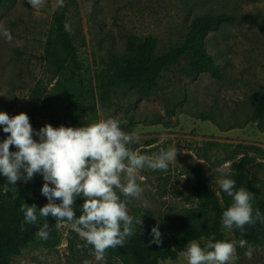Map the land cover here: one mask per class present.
<instances>
[{"label":"rangeland","instance_id":"374dc122","mask_svg":"<svg viewBox=\"0 0 264 264\" xmlns=\"http://www.w3.org/2000/svg\"><path fill=\"white\" fill-rule=\"evenodd\" d=\"M68 1L67 24L87 82L94 79L111 54L126 52L131 37L153 35L158 39L157 51L163 53L184 42L196 15L228 16L204 42L221 70V78L208 72L190 74L196 58L188 53L180 63L162 72L159 88L151 96L138 99L134 91L127 96L120 94L106 106L96 102L81 110L82 126L111 117L124 131H134L139 137L133 142L139 145L134 150L137 154L151 156L161 148L178 149L176 162H171L166 171L145 168L136 174L144 192L140 199L133 198L127 204L130 216L136 207L150 209L153 222L162 226L169 213L199 206L203 196L194 189L197 181L190 165L201 169L220 193L221 168L231 173L233 163L246 151L256 161L264 162V131L258 122L247 121L254 108L253 95L264 90V0ZM57 2L45 0L43 7L33 8L27 0H9L6 5L0 0V27L9 29L12 35L11 41L0 35V111L10 117L26 113L36 131L51 124L41 105L64 74L45 56L54 16L60 8ZM157 117L165 123H156ZM235 124L245 126L229 129ZM33 138L39 139L35 135ZM148 141L154 143L148 145ZM16 150L10 146V151ZM259 176L264 179V169ZM23 183L20 180L12 185L0 174V199L14 195ZM121 199H125L122 194ZM49 217L62 235L61 244L55 248L30 246L14 257L12 264H121L110 255L96 261L95 252L90 245L84 246L86 242L71 223ZM248 245L254 249L252 258L244 255L247 246L240 248L237 244L236 264H264V246ZM160 264L187 262L181 253L177 259Z\"/></svg>","mask_w":264,"mask_h":264},{"label":"trees","instance_id":"16d2710c","mask_svg":"<svg viewBox=\"0 0 264 264\" xmlns=\"http://www.w3.org/2000/svg\"><path fill=\"white\" fill-rule=\"evenodd\" d=\"M8 1L1 0L3 5ZM69 5V1L65 0L64 6L56 12L51 35L45 46V56L64 73L57 79L52 94L47 99L44 98L41 105L46 109L47 118L53 127H81V110L85 105L98 102L101 106H106L120 94L127 96L134 91L137 92L138 99L151 96L159 88L162 72L170 65L180 63L188 53L196 58L190 74L208 72L215 77H222L219 66L206 50L204 42L209 32L217 29L228 16L201 14L192 19L189 32L180 46L159 53L157 37H131L126 43V52L111 54L96 71L94 79L90 78L87 82L82 72L83 63L78 56V46L67 24ZM252 99L254 108L247 121L258 122L260 129L264 131V90H259ZM155 122L165 123L160 117ZM243 126L245 124H235L229 129ZM6 138L3 126H0V142ZM153 143L154 141H148L147 144ZM138 147L136 143L131 145L133 151ZM261 169H264V162L256 161L246 151L239 161L233 163L227 178L236 181L235 190L244 187L254 193L253 211L255 213L259 210L264 214V179L259 176ZM190 173L196 178L194 189L203 196V202L195 208L185 207L181 212L169 213L163 225H158L162 239L160 245L149 243L153 239L151 229L157 226L153 222L154 212L136 207L132 211V217L135 220L141 219L142 225H136L135 234L127 239L123 247L109 248L106 255L116 257L121 264H160V261L177 259L192 241L204 247L208 241L232 242L245 239L249 244L264 246V224L259 221L254 225H247L243 232L235 227L225 231L222 213L233 203L232 197L220 187V193H217L201 169L190 165ZM43 184L42 175L36 174L32 180L24 182L14 195L0 199V264H12L13 258L30 246L55 248L61 244L62 235L49 216L45 218L51 228L47 240L35 236L44 223L43 218H38L36 225L24 223V230H21L24 213L20 211V206L25 203L29 206L35 204L39 209L48 203L47 198L41 194ZM80 206L81 198H77L74 204L77 216L80 215ZM71 244L70 237V246ZM90 247L94 251L91 245Z\"/></svg>","mask_w":264,"mask_h":264},{"label":"clouds","instance_id":"9594fccd","mask_svg":"<svg viewBox=\"0 0 264 264\" xmlns=\"http://www.w3.org/2000/svg\"><path fill=\"white\" fill-rule=\"evenodd\" d=\"M64 2L58 0L57 7H63ZM27 3L39 8L45 5V0ZM0 35L12 40L7 28L0 27ZM0 126L9 134L0 142V174L12 185L20 180L28 182L36 174H41L44 180L41 194L48 203L39 210L35 204L21 205L20 211L24 213L21 230L24 223L36 225L38 216L42 217L44 223L35 236L47 240L51 228L46 217L67 221L86 242L84 246L94 248L96 261H104L109 248L123 247L135 234L136 225H142V220H135L127 209V204L133 198L140 199L144 192L136 174L145 168L166 171L171 162H176L178 152L173 146L161 148L151 156L137 154L131 148L139 138L137 134L124 131L119 121L111 117L81 127L46 124L36 131L26 113L10 117L0 111ZM34 135L39 139H34ZM10 146L17 150L10 151ZM228 174L226 168L220 169L219 187L233 199L222 213V226L243 232L247 225L257 221L264 224V214L253 211L254 193L244 187L235 190L236 181L227 178ZM121 194L125 199H121ZM77 198L83 199L79 216L74 210ZM151 234L153 239L149 243L160 245L158 225L152 227ZM237 244L240 248L247 246L244 255L251 259L254 249L245 239L208 241L204 247L192 241L182 256L187 264H236Z\"/></svg>","mask_w":264,"mask_h":264}]
</instances>
